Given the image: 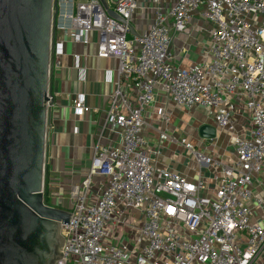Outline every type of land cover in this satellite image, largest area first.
<instances>
[{
    "label": "built area",
    "instance_id": "built-area-1",
    "mask_svg": "<svg viewBox=\"0 0 264 264\" xmlns=\"http://www.w3.org/2000/svg\"><path fill=\"white\" fill-rule=\"evenodd\" d=\"M106 2L117 18L100 0L53 4L50 79L66 41L89 45L92 34L97 57L115 59L119 72L106 111L89 107L84 93L72 101L79 122L94 113L104 126L88 175L71 189L57 264H264V0H176L166 12L156 6L142 34H132L139 0ZM195 15L209 25L207 52L182 69L171 46ZM159 93L235 135L233 158L212 162L210 182L153 165L160 153L150 152L144 117ZM160 140L207 159L166 128Z\"/></svg>",
    "mask_w": 264,
    "mask_h": 264
},
{
    "label": "water",
    "instance_id": "water-1",
    "mask_svg": "<svg viewBox=\"0 0 264 264\" xmlns=\"http://www.w3.org/2000/svg\"><path fill=\"white\" fill-rule=\"evenodd\" d=\"M114 18L106 0H100ZM54 0H0V264H57L69 211L44 200ZM203 140L213 125L198 129Z\"/></svg>",
    "mask_w": 264,
    "mask_h": 264
},
{
    "label": "crops",
    "instance_id": "crops-1",
    "mask_svg": "<svg viewBox=\"0 0 264 264\" xmlns=\"http://www.w3.org/2000/svg\"><path fill=\"white\" fill-rule=\"evenodd\" d=\"M175 2L176 0H139L140 9L133 20L132 34H142L150 27L156 6L166 12ZM208 28L209 25L198 15L191 19L186 32L172 43L173 64L188 69L205 59ZM97 43L96 34L90 36L89 45L66 41L62 69L51 75L49 84L54 102L50 107L48 126L44 200H47V205L65 211L71 209L72 187L81 184L90 171L93 150L104 126V116L94 113L87 114L79 122L73 115L72 101L78 93H84L89 107L106 111L119 77L118 62L115 59L97 57ZM165 118L168 125L165 124ZM144 121V134L149 141L150 152L160 153L153 161L158 172L171 170L194 180L202 177L210 182L213 179L212 162L217 161L223 165L233 158L232 140L235 135L218 131L214 140L199 137L198 129L201 126L213 125L203 109L185 111L159 93ZM165 128L176 140H187L194 145L199 154L207 158L206 161L198 162L197 157L186 151L181 144L161 141V131ZM112 137L116 139L115 136ZM202 144L205 148L200 147ZM95 180L97 188L101 179L95 177ZM119 237L121 242L128 240L124 234Z\"/></svg>",
    "mask_w": 264,
    "mask_h": 264
},
{
    "label": "trees",
    "instance_id": "trees-1",
    "mask_svg": "<svg viewBox=\"0 0 264 264\" xmlns=\"http://www.w3.org/2000/svg\"><path fill=\"white\" fill-rule=\"evenodd\" d=\"M45 203L48 204L47 200L45 199Z\"/></svg>",
    "mask_w": 264,
    "mask_h": 264
}]
</instances>
